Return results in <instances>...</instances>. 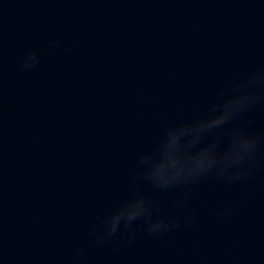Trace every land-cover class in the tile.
<instances>
[{"label": "clouds", "instance_id": "obj_1", "mask_svg": "<svg viewBox=\"0 0 264 264\" xmlns=\"http://www.w3.org/2000/svg\"><path fill=\"white\" fill-rule=\"evenodd\" d=\"M56 41H49L55 46ZM40 63L35 49L24 55L21 67L33 70ZM218 100L212 103L203 115H194L191 120L167 127L153 151L139 157L137 169L132 177L137 184L135 193L108 214L101 225L93 230L96 243L103 244L116 240L123 227L131 242L136 236L133 225L143 221L148 234H161L178 228L181 218L169 216L163 211L160 201L141 191L139 183L148 182L160 192H167L183 186L182 198L175 202L182 209L193 190V186L205 177L214 176L227 183L246 181L254 174L252 162L264 141V134L249 133L246 128L251 119L242 120L245 113L264 103V67L251 72L246 78L230 82L217 92ZM227 143L224 144V137ZM231 204L217 210V215L225 216L232 211ZM195 210L183 217L184 223H191ZM156 217L155 219L153 217ZM83 256V249L76 253Z\"/></svg>", "mask_w": 264, "mask_h": 264}]
</instances>
